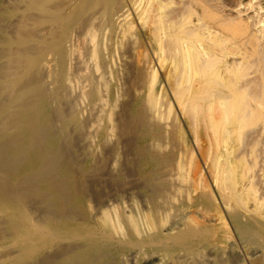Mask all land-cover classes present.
<instances>
[{
	"label": "bare ground",
	"instance_id": "obj_1",
	"mask_svg": "<svg viewBox=\"0 0 264 264\" xmlns=\"http://www.w3.org/2000/svg\"><path fill=\"white\" fill-rule=\"evenodd\" d=\"M131 259L264 264V0H0V264Z\"/></svg>",
	"mask_w": 264,
	"mask_h": 264
},
{
	"label": "rangeland",
	"instance_id": "obj_2",
	"mask_svg": "<svg viewBox=\"0 0 264 264\" xmlns=\"http://www.w3.org/2000/svg\"><path fill=\"white\" fill-rule=\"evenodd\" d=\"M222 205V204H221ZM222 208H223V210L225 209V206H224V204L222 205ZM225 212H226V209L224 210ZM234 238V237H233ZM233 240V241H232ZM236 241V242H235ZM238 241H240L239 243H238ZM226 242H229V244H232V245H234L235 246V248L239 251L240 249V252L241 253H243L245 250L243 249L242 250V248H244V244L242 243V241L241 240H239V239H237V238H234V239H232V238H227L226 239ZM236 243V244H235ZM239 244V245H238ZM242 245V246H241ZM242 248H241V247ZM134 261V262H133ZM126 262H127V260H126ZM130 262V263H129ZM134 264L135 263V259H131V260H129L126 264ZM136 264V263H135ZM141 264H146V261H144V262H142Z\"/></svg>",
	"mask_w": 264,
	"mask_h": 264
}]
</instances>
